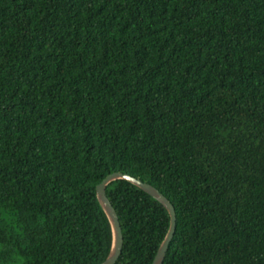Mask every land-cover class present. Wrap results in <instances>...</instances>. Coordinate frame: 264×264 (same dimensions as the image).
Segmentation results:
<instances>
[{"label": "trees", "instance_id": "1", "mask_svg": "<svg viewBox=\"0 0 264 264\" xmlns=\"http://www.w3.org/2000/svg\"><path fill=\"white\" fill-rule=\"evenodd\" d=\"M113 173L163 264H264V0H0V264H101Z\"/></svg>", "mask_w": 264, "mask_h": 264}, {"label": "water", "instance_id": "2", "mask_svg": "<svg viewBox=\"0 0 264 264\" xmlns=\"http://www.w3.org/2000/svg\"><path fill=\"white\" fill-rule=\"evenodd\" d=\"M118 179L126 180L131 184L135 185L143 192L148 194L150 197H152L154 200H156L158 203H160L166 209L170 217L169 229L151 263V264H163L169 244L172 241L176 230V213L174 207L169 202V200L152 185H149L147 183L142 182L139 179H135L129 175L122 173H113L108 175L99 183V185L96 188V195L98 201L109 220L112 230V236H113L112 248L106 259L101 264H115L122 252L123 236H122V230L120 227L119 219L115 209L113 208V206L111 205L110 201L106 196L107 185Z\"/></svg>", "mask_w": 264, "mask_h": 264}]
</instances>
